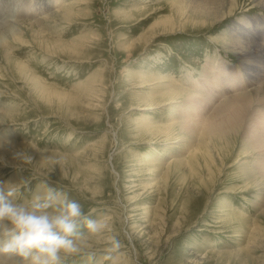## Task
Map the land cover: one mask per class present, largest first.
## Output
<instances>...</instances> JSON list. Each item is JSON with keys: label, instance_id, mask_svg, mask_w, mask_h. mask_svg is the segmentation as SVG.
<instances>
[{"label": "rangeland", "instance_id": "1", "mask_svg": "<svg viewBox=\"0 0 264 264\" xmlns=\"http://www.w3.org/2000/svg\"><path fill=\"white\" fill-rule=\"evenodd\" d=\"M12 1L0 0V24L22 15ZM75 1L68 20L46 32L60 42L47 47L54 53L18 45L27 81L15 59L0 54V111L12 114L0 124V182L17 185L22 201L48 181L89 216L106 217L107 232L92 241L95 264H111L103 257L112 236L122 243L117 264H264V177L254 152L233 134L210 149L198 137L190 147L170 139L180 137L179 111L158 85L161 76L189 87L184 74L199 78L214 56L240 67L216 38L232 21L264 11L237 10L214 34L208 23L198 28L199 19L180 23L175 0L64 4ZM79 39L84 46L73 51ZM65 264L92 262L72 256Z\"/></svg>", "mask_w": 264, "mask_h": 264}, {"label": "bare ground", "instance_id": "2", "mask_svg": "<svg viewBox=\"0 0 264 264\" xmlns=\"http://www.w3.org/2000/svg\"><path fill=\"white\" fill-rule=\"evenodd\" d=\"M11 1L6 0L7 3ZM247 1L246 6L240 0H175L173 6L180 23L185 19L188 21L199 19L204 24L198 28H206L208 23L214 28L215 34V28L222 22V25L226 24L237 10L241 12L251 4H255L264 11V0ZM12 2V10L22 15L6 23L1 22L0 54L6 62L14 58L22 78L27 81L31 69L22 64V61L16 60L14 52L18 45L34 46L39 43L45 48L42 49L43 52L54 53L47 47L50 48L49 45L52 44L51 46L55 48L57 47L55 44L59 45L60 42L54 39V43V40L46 35L57 31L70 17L74 5H78L79 2L75 1L68 5L64 4H67L65 0L43 2L20 0L19 3L18 0H14ZM3 7V5L0 6V18L3 16ZM54 8L56 11L51 12ZM36 16H41L39 22L34 21ZM235 21L227 24L228 26L222 33L220 31L221 35L216 39L220 40L221 47L227 48L234 56L241 59L240 67L214 56L208 58L206 70L200 73L199 78H192L189 71L184 74L183 77H188L191 82L189 87L172 82L168 77L164 80L161 76L158 77L160 82L158 85H162L163 91L167 90L166 95L170 101L177 103L176 107L173 106L174 104H171V107L179 111L176 118L179 123L177 126L180 127L178 131L180 137L176 135L170 139L182 142L181 140L186 138L187 146L190 147V143L196 142L195 139L198 137V143L203 141L210 149L213 147L212 144L227 142L230 138L229 134H233L241 148L254 152L252 163L264 177V16L245 17ZM174 24L177 25V21L173 24L171 22L167 31H175ZM213 33L209 32L211 37H214ZM82 46H84L83 39L75 41L72 46L73 51L81 50ZM10 72L13 73L14 70L10 69ZM155 79L152 78V80ZM4 93L0 90V96H4ZM10 112L11 108L6 107L0 111V124L11 117ZM184 144L182 143V148ZM0 150L2 152L1 148ZM258 190L261 192L258 195V201H260L264 198V187Z\"/></svg>", "mask_w": 264, "mask_h": 264}, {"label": "clouds", "instance_id": "3", "mask_svg": "<svg viewBox=\"0 0 264 264\" xmlns=\"http://www.w3.org/2000/svg\"><path fill=\"white\" fill-rule=\"evenodd\" d=\"M19 191L0 182V264H65L72 256L95 264L92 241L107 232L106 217L89 216L78 200L48 181L30 199L18 201ZM106 242L103 258L117 264L122 243L115 236Z\"/></svg>", "mask_w": 264, "mask_h": 264}]
</instances>
